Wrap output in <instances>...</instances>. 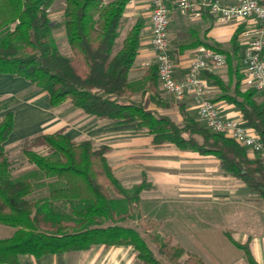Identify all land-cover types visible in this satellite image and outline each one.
Segmentation results:
<instances>
[{"label": "trees", "instance_id": "16d2710c", "mask_svg": "<svg viewBox=\"0 0 264 264\" xmlns=\"http://www.w3.org/2000/svg\"><path fill=\"white\" fill-rule=\"evenodd\" d=\"M55 0H0V73L23 77L46 92L50 107L68 100L84 113L116 123H134L135 130L152 136V144H171L200 154L214 155L221 169L247 187L264 194V160L250 158L247 149L233 139L210 132L182 108V121L146 107V100L132 95L157 92L156 67L138 82L128 80L137 54L144 20L137 17L122 34L124 11L129 0H63L60 22L50 18ZM62 28L69 53L59 50L53 36ZM236 36L232 37V42ZM148 101H156L149 96ZM245 123L264 143V99L253 91H235L229 97ZM9 103L0 104V110ZM13 125L7 110L0 119V223L15 228L0 239V263L18 264V255L34 257L78 251L92 245H132L143 264H163L154 257L136 227L119 224L135 212L143 190L152 189L145 175L125 188L107 162L110 148L92 140H72L59 129L22 140V152L35 169L19 178L11 175L12 164L4 147ZM42 146L45 153L32 150ZM48 179V184L37 180ZM48 186V188H46ZM45 187L46 192L34 195ZM157 225L140 224L144 234ZM158 251L171 264H203L194 254L170 239L149 234ZM249 264H257L246 245Z\"/></svg>", "mask_w": 264, "mask_h": 264}, {"label": "crops", "instance_id": "0c3cea01", "mask_svg": "<svg viewBox=\"0 0 264 264\" xmlns=\"http://www.w3.org/2000/svg\"><path fill=\"white\" fill-rule=\"evenodd\" d=\"M172 1L167 37L175 78L179 80L186 76L189 61L198 47L216 49L224 55L225 64L202 73L205 95L217 105L223 116L242 119L240 111L228 98L234 96L236 90L246 92L242 88L243 68L240 57L244 41L240 32L247 24L239 21L216 22L202 8L201 0H190L200 7L198 15L181 11L175 5L177 0ZM59 14L62 16V10ZM124 17L131 21L129 27L137 17L144 20L137 54L128 71V80L138 82L146 76L150 67H154L155 56L150 45L149 0H129ZM61 33L66 41L63 29ZM233 36L236 37L232 42ZM156 82V94L146 90L142 96L138 93L132 95L131 99L146 100V103L160 107L162 111L158 114L169 117L165 111L169 108L166 105L168 101L164 99H173L159 88L157 79ZM253 92L257 100L264 99V94ZM149 96H153L156 101H148ZM6 103H9V107L0 110V119L7 110L13 113L12 129L3 143L6 150L36 134L52 133L59 129H63L72 140L89 139L95 144L108 146L110 151L106 154L107 162L125 188L139 183L144 174L152 184V189L143 190L140 199L153 193L167 195L172 190L174 196L187 205L179 214L174 215L175 221H179L180 230L174 242L179 243L187 252L197 256L203 264H249L244 251L232 243L235 241L247 246L257 264H264V194L224 172L216 156L179 149L171 144L154 146L152 136L136 131L134 123H116L97 118L74 107L68 100L50 107L45 91L36 88L23 77L0 73V104ZM176 103L178 118L170 119L175 122L182 120L180 108L197 119L190 97ZM247 154L250 158L256 155L249 149ZM260 158L264 160V157ZM24 174L14 165L11 171L13 178ZM38 191L44 194L46 188L42 187ZM14 230V227L0 223V239L10 237ZM18 264L141 263L132 245L96 244L83 250L40 257L20 254Z\"/></svg>", "mask_w": 264, "mask_h": 264}, {"label": "built area", "instance_id": "2783aa9c", "mask_svg": "<svg viewBox=\"0 0 264 264\" xmlns=\"http://www.w3.org/2000/svg\"><path fill=\"white\" fill-rule=\"evenodd\" d=\"M150 45L154 52L159 88L173 100L180 102L190 97L198 119L211 131L233 139L254 154L264 157V143L255 130L243 119L221 114L217 105L205 95L202 73L225 64V57L216 49L200 46L191 57L183 79L174 76V63L167 37L169 10L172 0H149ZM183 12L199 14L200 7L190 0H177ZM202 8L216 22L239 21L247 24L240 32L244 41L240 65L243 68L242 88L264 94V1L260 0H201ZM264 210V202H262Z\"/></svg>", "mask_w": 264, "mask_h": 264}, {"label": "rangeland", "instance_id": "374dc122", "mask_svg": "<svg viewBox=\"0 0 264 264\" xmlns=\"http://www.w3.org/2000/svg\"><path fill=\"white\" fill-rule=\"evenodd\" d=\"M63 7V0H55L50 13V18L54 21L60 22L62 19V16L58 13L62 10ZM57 12V13H56ZM131 21L128 20V18L124 17L123 20V26H122V34L125 33V31L129 28V25ZM62 28H56L53 31V35L55 36V41L57 43V46L59 50L63 53H69V47L66 41L63 40L62 38ZM171 53V52H170ZM153 67V66H152ZM155 68V64H154ZM152 94L153 91H150ZM160 96V95H159ZM166 97V96H165ZM169 99V100H167ZM164 99L166 102L168 109H165L166 112L169 113V117L172 119L178 118L176 114V106L177 103L176 101H172L170 98ZM137 100H139V95H137ZM261 100V99H258ZM148 106L149 109L154 110L157 114L158 112H161L162 110L160 107L158 108L156 105L151 104V103H146V107ZM192 116L200 125H202L204 128L207 130L211 131L208 129L197 117ZM182 121V120H181ZM180 121V122H181ZM224 136V135H223ZM226 137V136H225ZM22 146L23 142L21 141L19 144L14 146L13 148H10L9 150H6L13 161L12 164V169L14 165L16 166V169L19 171H22L24 173H28L31 170H34L35 167L33 164L27 161L25 155L22 152ZM32 150H35L38 153H45V150L43 149L42 146H37L33 147ZM46 185L48 184V179L44 180L41 179L40 181L37 180V184L39 183H45ZM48 188V186L46 187ZM39 190V189H38ZM37 190L36 194L37 196H40V192ZM151 190V189H149ZM187 206L185 203H183V200L178 199L176 196H174L173 191L170 190L167 195L162 194V195H156V193L149 194L148 196L143 197V199H140V201L136 204V209L135 212H138L140 214V219H137L136 216L132 218H128L125 221L119 222V224L131 226V227H136L139 233L145 238L147 241L150 249L152 250L154 257L158 259L160 262L163 264H171L170 261L167 259V257L163 254H161L158 249L156 244L152 241V239L149 237V234L159 237V238H169L171 241V244H174L175 238L177 237V233L179 230V221H175L174 215L175 213L179 214L181 212L180 210H183ZM181 216V215H180ZM183 218V217H182ZM147 221H151L156 223L153 228H150L148 230V233L144 234L143 229L140 228V224H144ZM183 229V228H182ZM179 244V243H178ZM187 255L184 253L180 258L179 262L184 264V261L186 260ZM139 261V260H138ZM140 262V261H139ZM141 263V262H140ZM143 264V263H141ZM187 264V263H185ZM190 264V263H188Z\"/></svg>", "mask_w": 264, "mask_h": 264}]
</instances>
